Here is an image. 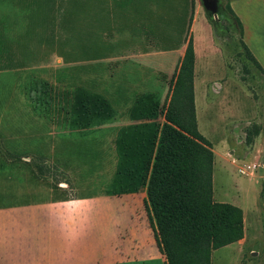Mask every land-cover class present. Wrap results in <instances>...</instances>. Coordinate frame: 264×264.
I'll use <instances>...</instances> for the list:
<instances>
[{"label":"rangeland","instance_id":"obj_1","mask_svg":"<svg viewBox=\"0 0 264 264\" xmlns=\"http://www.w3.org/2000/svg\"><path fill=\"white\" fill-rule=\"evenodd\" d=\"M149 1L153 4L148 14L146 9L138 14L151 16L145 21L144 16H128L133 6L138 13L142 0H128L125 6L115 0H0V191L8 196L4 206L65 199L73 197L76 188L93 194L98 192L93 181L101 179L98 172L110 175L107 172L112 170L145 173L146 188L152 165L148 162H153L167 111L176 129L187 126L191 85L196 128L213 154L211 200L239 209L243 223L241 241L227 251H212L209 264L214 254L220 264L229 260L264 264V74L242 48L237 29L223 23L220 11L217 21H212L200 0ZM195 5L209 27L205 25V39L194 53L192 80L169 107L180 58L170 72L168 87L155 90L164 91L165 102L154 106L153 140L148 141L137 168L131 161L134 141L128 135L89 134L97 125L93 119L97 114L89 115L87 101L74 99L71 104L72 96L81 94L73 82L82 79L81 65L89 59L176 47L182 41L181 28L186 30V49L193 36L189 13ZM149 30L151 37L145 35ZM199 31L196 26L194 32ZM173 57L157 60L168 64ZM149 118L142 115L143 120ZM71 130L83 134L73 135ZM107 142L118 145L110 149ZM108 185L104 193L117 191ZM110 205L139 206L134 198L111 199ZM193 258L186 254L176 264H191Z\"/></svg>","mask_w":264,"mask_h":264},{"label":"crops","instance_id":"obj_2","mask_svg":"<svg viewBox=\"0 0 264 264\" xmlns=\"http://www.w3.org/2000/svg\"><path fill=\"white\" fill-rule=\"evenodd\" d=\"M142 1L144 3H141L138 13V9H134L137 6H133L128 16L133 19L134 16H144L143 19L148 21L151 17L146 18L148 6L153 2ZM115 2L128 5V0ZM190 2L188 0L187 3ZM228 2L242 25L240 40L264 74V0ZM194 7V12L189 13L193 16L189 31L193 35L195 53L197 44H203L205 39V25H209L201 8L198 5ZM141 9H146L147 14L138 15ZM119 18L122 19L121 16ZM185 21L183 16L182 25ZM196 26L200 29L198 33L194 32ZM183 30L181 28L182 41L176 47L120 52L84 61L81 65L82 79L76 81V84L73 82V86L80 88L81 94L72 96L71 104L74 99L80 103L87 101L91 104L89 115L92 117V114H97L93 116L97 125L90 127L89 134L93 136L101 133V138L112 133L113 136L128 135L129 140L134 141L131 161L134 160L137 168L148 141L153 140L154 106H162L165 102L164 91L155 90L163 85L168 87L170 72L176 62L183 58L186 35V30ZM146 34L151 37L153 31L149 30ZM207 36H210L209 31ZM166 55H174L170 63L164 64L157 60V57ZM69 113L70 110L67 111V118ZM144 114H149L150 118L143 120ZM70 132L73 135L83 134L72 130ZM117 143H108L110 149H115L114 144ZM100 145H103L102 142ZM123 159L128 162L129 157L125 155ZM112 161L116 166L118 158ZM151 161L148 164L151 165ZM107 173L110 175L98 172L101 179L93 181L98 192L85 194L76 188L77 193L73 197L60 200L4 206L8 196L5 191H0V264H169L147 209L146 188L142 185L146 180L143 179L145 173H115L113 170ZM108 184H113V189L117 191L104 193L111 186ZM124 198L137 199L139 206L117 208L110 205L111 199L119 201ZM240 241L214 250L213 253L231 249ZM214 255L211 264H220L219 257ZM226 264H232V261Z\"/></svg>","mask_w":264,"mask_h":264},{"label":"trees","instance_id":"obj_3","mask_svg":"<svg viewBox=\"0 0 264 264\" xmlns=\"http://www.w3.org/2000/svg\"><path fill=\"white\" fill-rule=\"evenodd\" d=\"M228 4V0H220L221 18L227 26L237 29L241 39L242 25ZM240 44L260 69L242 41ZM193 63V41L189 37L169 107L191 82ZM189 89L192 110H188L187 126L182 131L176 129L178 125L168 118L167 111V123L158 131L146 181L147 209L169 264H176L186 254L196 257L191 264H209L212 251L243 238L239 209L211 200L213 154L210 143L196 128L191 85Z\"/></svg>","mask_w":264,"mask_h":264},{"label":"water","instance_id":"obj_4","mask_svg":"<svg viewBox=\"0 0 264 264\" xmlns=\"http://www.w3.org/2000/svg\"><path fill=\"white\" fill-rule=\"evenodd\" d=\"M219 2L220 0H200V5L209 20L217 21L219 15Z\"/></svg>","mask_w":264,"mask_h":264}]
</instances>
